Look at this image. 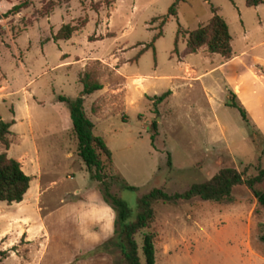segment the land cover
<instances>
[{
	"label": "rangeland",
	"instance_id": "obj_1",
	"mask_svg": "<svg viewBox=\"0 0 264 264\" xmlns=\"http://www.w3.org/2000/svg\"><path fill=\"white\" fill-rule=\"evenodd\" d=\"M19 1L0 0V118L13 120L6 155L31 176L27 196L0 201V264H120L116 250L88 253L111 236L113 211L76 154L67 108L55 100L79 93L85 64L102 83L82 106L110 151L104 172L136 188L110 185L128 219L136 195L152 186L180 191L220 167L243 178L264 167V0H176L174 14V0H29L4 15ZM213 12L227 24L233 56L183 52L187 31ZM66 22L80 26L54 39ZM165 90L152 103L149 96ZM230 92L247 122L226 104ZM152 207L154 264H264V210L244 184L225 202Z\"/></svg>",
	"mask_w": 264,
	"mask_h": 264
},
{
	"label": "trees",
	"instance_id": "obj_2",
	"mask_svg": "<svg viewBox=\"0 0 264 264\" xmlns=\"http://www.w3.org/2000/svg\"><path fill=\"white\" fill-rule=\"evenodd\" d=\"M261 1L244 0V3L246 5H255ZM175 2L176 0L168 6V13H175ZM28 3L29 0L13 3L6 9L4 15L18 12L21 8L26 7ZM47 4L49 5L43 9L41 14L50 9L52 2L50 1ZM85 21L83 20L81 25ZM79 26L68 22L62 23L53 34V38H68L72 31ZM229 41L230 35L225 20L213 12L205 23L187 31L183 52H195L197 48L205 47L206 51L215 52L226 60L232 55ZM148 46L149 44L143 45L136 54ZM77 81L81 85L77 95L67 97L62 94H56L55 100L62 102L67 108L71 121V130L76 141V154L87 168L89 178L96 182L101 199L113 211L111 236L96 244L88 253L92 254L110 249L118 252L120 264H154V234L149 227L154 218L152 203L155 200L177 203L198 198L225 202L231 198L232 187L242 183L251 191L264 210V190L259 186V183L264 180V167H257L254 174L243 178L235 168L224 166L220 167L207 179L191 182L180 191L166 192L159 186H152L139 193L135 198V214L133 218L128 219L124 201L110 188V185L116 182L119 187L136 188L127 184L116 173L105 174V163L111 165L110 151L102 137L93 134V124L82 106L83 95L101 88L102 83L99 80V72L94 66L85 64L77 75ZM168 93L169 90H165L158 95L149 96V99L155 104ZM230 94L231 99L227 100L226 104L236 108L241 118L247 122L244 109L239 101L234 99L235 94L233 92H230ZM94 108L91 106L92 111ZM12 122V119L3 120L0 118V144L3 148L0 151V201L7 203L21 200L30 179L29 175L21 169L19 162L15 158L7 156L5 152L8 148L7 135L10 132L9 126ZM151 127L150 141H152L155 132L153 121ZM101 156H103L104 160ZM166 163H169L168 156H166ZM136 235L139 236V241H137ZM261 238L264 240V232L261 234ZM2 253L4 251L0 250V254Z\"/></svg>",
	"mask_w": 264,
	"mask_h": 264
},
{
	"label": "crops",
	"instance_id": "obj_3",
	"mask_svg": "<svg viewBox=\"0 0 264 264\" xmlns=\"http://www.w3.org/2000/svg\"><path fill=\"white\" fill-rule=\"evenodd\" d=\"M240 52H242V51H240ZM233 56V54L231 55V57ZM230 57V58H231ZM229 59V58H228ZM80 60V59H79ZM98 90V89H97ZM12 124V123H11ZM10 127V126H9ZM10 130V129H9ZM31 175H29V177H30ZM30 180V179H29ZM29 194V182H28V187H27V189H26V191L23 193V196H22V198L23 197H25V196H27ZM36 194H37V185L35 186V188H34V190H33V194H32V196L35 198V196H36ZM21 198V199H22ZM103 203V202H102ZM104 204V207L105 208H107L108 210H109V213H110V216H112V211H111V209L108 207V206H106V204L105 203H103Z\"/></svg>",
	"mask_w": 264,
	"mask_h": 264
}]
</instances>
